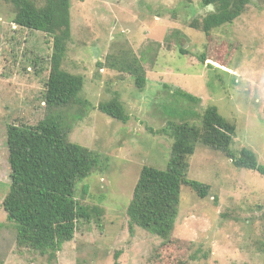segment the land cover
Returning <instances> with one entry per match:
<instances>
[{
  "label": "rangeland",
  "instance_id": "rangeland-1",
  "mask_svg": "<svg viewBox=\"0 0 264 264\" xmlns=\"http://www.w3.org/2000/svg\"><path fill=\"white\" fill-rule=\"evenodd\" d=\"M213 10L202 0H71L63 68L84 78L87 104L54 113L69 126L70 142L101 159L76 192L81 205L101 215L81 221L50 259L19 245L3 201L11 186L8 126L33 125L49 114L43 94L53 38L16 25L12 3L0 0V264H264V176L201 143L188 177L210 191L203 199L183 187L170 243L131 229L127 215L143 167L168 166L174 141L161 130L170 122L199 128L209 107L236 126L232 151L250 149L264 167V0H250L233 24L210 33L192 27ZM122 55L140 60L143 90L117 68ZM115 98L127 123L99 111Z\"/></svg>",
  "mask_w": 264,
  "mask_h": 264
},
{
  "label": "trees",
  "instance_id": "trees-1",
  "mask_svg": "<svg viewBox=\"0 0 264 264\" xmlns=\"http://www.w3.org/2000/svg\"><path fill=\"white\" fill-rule=\"evenodd\" d=\"M7 1L13 5L16 25L53 38V54L43 94L49 114L36 124H12L7 128L11 186L3 208L15 226L19 245L53 259L64 244L74 239L81 221L89 222L96 212L98 217L101 215V211L83 206L76 199L78 185L97 171L101 159L88 148L70 142L69 126L60 114L54 113L87 104L81 99L84 78L63 68L72 38L71 0H43V5L36 0ZM202 1L214 10L195 19L192 27L206 34L233 24L250 4V0ZM180 51L187 53L183 47ZM125 57L120 56L117 68L129 73L136 87L143 90L147 84L143 65L135 56ZM176 95L198 102L186 93L178 91ZM99 111L120 122L129 121L118 98L101 103ZM236 132V126L216 107L207 108L199 128L170 122L161 130L174 141L171 157L165 170L143 167L127 209L131 229L136 226L170 243L183 187L189 186L200 198L208 196L210 186L188 177V161L198 143L223 152L236 168L264 176V167L252 150L243 148L238 154L232 151Z\"/></svg>",
  "mask_w": 264,
  "mask_h": 264
},
{
  "label": "crops",
  "instance_id": "crops-1",
  "mask_svg": "<svg viewBox=\"0 0 264 264\" xmlns=\"http://www.w3.org/2000/svg\"><path fill=\"white\" fill-rule=\"evenodd\" d=\"M85 1V0H84Z\"/></svg>",
  "mask_w": 264,
  "mask_h": 264
}]
</instances>
